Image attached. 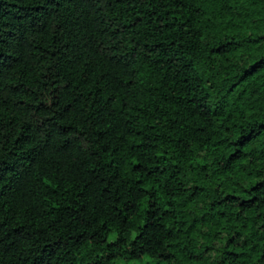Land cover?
Wrapping results in <instances>:
<instances>
[{
	"label": "trees",
	"instance_id": "obj_1",
	"mask_svg": "<svg viewBox=\"0 0 264 264\" xmlns=\"http://www.w3.org/2000/svg\"><path fill=\"white\" fill-rule=\"evenodd\" d=\"M264 264V0H0V264Z\"/></svg>",
	"mask_w": 264,
	"mask_h": 264
},
{
	"label": "rangeland",
	"instance_id": "obj_2",
	"mask_svg": "<svg viewBox=\"0 0 264 264\" xmlns=\"http://www.w3.org/2000/svg\"><path fill=\"white\" fill-rule=\"evenodd\" d=\"M117 264H140V262L139 261H132L130 263H124L123 261H118Z\"/></svg>",
	"mask_w": 264,
	"mask_h": 264
}]
</instances>
